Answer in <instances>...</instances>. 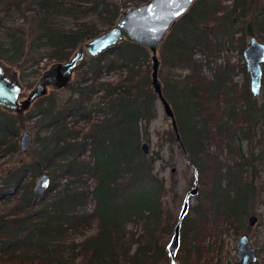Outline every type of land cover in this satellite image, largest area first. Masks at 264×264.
Instances as JSON below:
<instances>
[{
  "label": "trees",
  "instance_id": "1",
  "mask_svg": "<svg viewBox=\"0 0 264 264\" xmlns=\"http://www.w3.org/2000/svg\"><path fill=\"white\" fill-rule=\"evenodd\" d=\"M146 1L0 0V27H7L0 60L12 65L38 58L67 60L81 44L111 28L130 3ZM15 14L21 23L10 21ZM64 18L73 24H62ZM254 32L264 36V0H196L161 45L162 65L169 70H160L164 92L199 186L194 217L186 215L182 222L184 253L176 264H213L204 253L208 235L245 226L255 173L264 162V100L258 102L252 92L245 63L239 86L229 63L218 61L236 41L244 49L245 35ZM150 61L147 48L124 40L79 64L64 104L46 95L33 103L35 110L27 117L0 107V158L19 150L28 119L37 118L40 146V157L16 166L0 182V201L17 198L0 214V264L170 263L167 237L177 221L165 206V180L140 144L141 121L158 113ZM113 71L116 79H106ZM44 171L50 177L45 194L59 190L62 201L72 196L67 213L62 206L51 213L55 202L25 213L24 203L34 207L44 198L32 191ZM88 197L94 209L77 214ZM94 223L95 233L80 242L64 241L68 230L84 235Z\"/></svg>",
  "mask_w": 264,
  "mask_h": 264
},
{
  "label": "rangeland",
  "instance_id": "2",
  "mask_svg": "<svg viewBox=\"0 0 264 264\" xmlns=\"http://www.w3.org/2000/svg\"><path fill=\"white\" fill-rule=\"evenodd\" d=\"M130 4L131 6H133L132 4L134 3H130ZM10 19L11 22L13 21L15 23H19V22L21 23L22 21V18H20L18 14H15ZM11 24L12 23L10 22L7 23L8 26H10ZM62 24L66 26H71L73 24V20L71 18H64ZM256 25L257 23L256 24L254 23V26ZM6 28H7L6 26L0 27V39L4 37L7 30ZM253 36L258 38L260 41L264 42V36L261 35L260 33L254 32L253 35H245L244 37L245 48L247 46L248 40ZM236 37L238 38L242 37V34H239ZM244 49H241L239 42L236 41L234 46H228L227 49H225L224 52L221 53V57L218 61L219 64L221 63L223 64L224 62L227 64L229 63L230 67L232 68V75H233L232 80L234 82H238L239 86H241L245 80V73L243 72L242 69V65L245 63V59L243 56ZM159 56L161 60V55ZM4 62L8 64V66L11 67V70L18 75L19 80L24 87V90L19 97L20 101L27 98L31 90L35 87L41 74L54 63V61H50L47 58L42 59L40 62L38 58V60L30 61L29 63H25V64L20 63L19 65H12L6 61ZM262 68H263L262 88H261V94L257 96L258 102H263L264 100V63L262 65ZM161 69H163L165 73L169 71L167 66L162 65V61H161L160 70ZM33 70H37L38 74L34 77L29 76L28 73L32 72ZM116 75H117L116 71L110 72V74L106 76V79H110V80L116 79ZM78 77H79L78 72L76 71L74 73L73 81H75ZM160 79L162 80L161 75H160ZM250 81L251 78L249 75V84ZM49 92L50 94L56 96L59 102L63 104L70 95V89L68 87L55 91L50 89ZM179 107L182 109L181 110L182 113H184L185 109L183 105V99L181 98H179ZM34 110H35V105L32 104L31 107L24 112V116L25 117L29 116L31 112H33ZM157 112H158L157 116L153 118L151 121L149 122H146L144 120L141 121V129L143 130V132L141 133L140 144L142 145L143 142H147L149 144L150 155L147 157L154 158L155 160L154 171L155 173L158 174L159 177L165 180V185H166V193L164 198L165 206L167 209H169L172 212L173 216L175 217V220L178 221V217L181 212L186 195L189 191H191L195 187V179H197V175H196L197 170L192 166V164H190L188 160L189 156L184 153L182 146L176 141L175 135L173 134L174 132L171 127V122L164 114L162 104L160 103L159 100H157ZM36 119L37 118H33L31 120L28 119L25 128L22 129L20 132V136L22 135V132L24 130H28L32 133L33 142L30 148L27 151H21V149L19 148V150H17L15 153H10L7 156H1L0 182L2 181V178L7 177L16 166L25 162L34 161L35 159L40 157V146L37 145L36 143V138L38 136V131H37L38 129L35 126ZM259 130L261 131L262 128L260 127ZM171 134L174 135V138H171ZM41 136H43V134H41ZM18 143L20 145L19 141ZM246 147L248 148L247 143H246ZM257 170H256L257 173H255V177L257 180L254 184V194L252 200L250 201L251 206L249 209V213L245 219V224H244L245 226L242 229H240L238 232L234 229H226L223 230L222 232H219L217 235L216 233L214 235L209 234L207 241H205L207 249L204 253L208 251L207 260L213 261V264H240L236 258V252H237L236 250H237V244L239 238L243 234H247L250 237V241L253 247H255L257 250L258 261L255 264H264V162L258 165ZM43 174H48V173L44 171ZM36 181L37 179L35 180L32 186L33 195H36L34 193ZM79 183L81 184L82 181H79ZM80 190L81 189L77 191L80 192ZM20 194L21 192L19 193V195ZM43 195L44 198H42L39 202H37V205H35L34 207H29L27 204L24 203L22 206L26 210L25 213H27L28 211L30 212L40 211V209H43V207H48L54 202L55 204L51 205L54 208H51L50 206V209H48L51 213H53L54 210L59 206H62L66 213L73 207V201L71 195H64L65 197L64 201L59 200L61 195L59 190H52L48 194L43 193L37 196H43ZM198 195L199 193H197L195 196L190 197V208H189L190 213L187 214V218L189 219H191V217H194V213L192 212V209L199 203ZM89 197L87 198V203L84 206L77 209V214L83 213L84 211L91 212L94 209L95 202L92 200V198ZM16 199L17 198L15 196L9 197L8 198L9 202H7V204L4 203V201H0V214H4L6 213V211L10 210L11 207H13L17 202ZM24 214H22L23 217ZM38 216L39 214L33 217L35 219ZM252 216H255L257 220L253 225H250L249 218ZM96 231H97L96 223H94L89 229H87L86 234L84 235L78 234L72 230H68L67 233L65 232L64 241L66 243H69L73 240L76 242H80L81 240L95 233ZM26 232H28V230ZM26 235L21 234V236H26ZM172 235L173 232L167 237L168 243L170 242ZM167 253H168L167 260H169L170 263L166 261L163 262L162 264H176V258L178 256L180 257L181 254L184 253V251L181 249V244H180L179 250L174 260L171 259L168 249H167ZM64 255L65 257H69L68 253H64Z\"/></svg>",
  "mask_w": 264,
  "mask_h": 264
},
{
  "label": "water",
  "instance_id": "3",
  "mask_svg": "<svg viewBox=\"0 0 264 264\" xmlns=\"http://www.w3.org/2000/svg\"><path fill=\"white\" fill-rule=\"evenodd\" d=\"M196 0H148L139 5L129 6L121 11L115 24L81 44L72 56L64 61H55L39 77L35 87L24 100H19L24 87L18 75L11 70L4 61L0 60V107L15 113H24L31 105L51 90L65 88L73 79L79 64L87 57L101 55L116 47L120 42L127 40L140 44L147 48L151 54V87L158 100L162 104L164 114L171 122L176 141L182 146L186 155L188 152L184 146L175 111L164 93L163 83L160 79V47L167 34L173 29L177 21L186 15ZM179 12V15L175 13ZM246 69L250 74V86L255 96L261 94L264 63V42L256 37L248 40L243 51ZM20 149L27 151L32 142L33 135L24 130L20 136ZM143 154L150 155L149 144L141 145ZM190 162V159L188 157ZM191 164V162H190ZM197 175V173H196ZM50 187V177L46 174L40 176L35 184L34 192L38 195L47 192ZM198 181L195 179V187L189 191L184 200L178 221L167 249L174 260L181 244V227L190 208V197L198 193ZM257 218H249V224L253 225ZM236 258L240 264H255L258 254L253 247L250 237L243 234L238 241Z\"/></svg>",
  "mask_w": 264,
  "mask_h": 264
},
{
  "label": "snow or ice",
  "instance_id": "4",
  "mask_svg": "<svg viewBox=\"0 0 264 264\" xmlns=\"http://www.w3.org/2000/svg\"><path fill=\"white\" fill-rule=\"evenodd\" d=\"M189 2H190V0H189ZM179 14H180L179 12L175 13V15H179Z\"/></svg>",
  "mask_w": 264,
  "mask_h": 264
},
{
  "label": "bare ground",
  "instance_id": "5",
  "mask_svg": "<svg viewBox=\"0 0 264 264\" xmlns=\"http://www.w3.org/2000/svg\"><path fill=\"white\" fill-rule=\"evenodd\" d=\"M50 94V92H48V94L47 95H49Z\"/></svg>",
  "mask_w": 264,
  "mask_h": 264
}]
</instances>
